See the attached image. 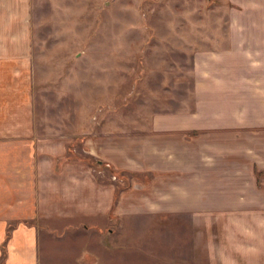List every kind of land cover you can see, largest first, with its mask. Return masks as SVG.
Returning <instances> with one entry per match:
<instances>
[{"label": "crops", "instance_id": "obj_1", "mask_svg": "<svg viewBox=\"0 0 264 264\" xmlns=\"http://www.w3.org/2000/svg\"><path fill=\"white\" fill-rule=\"evenodd\" d=\"M218 1L193 50L191 107L140 133L86 137L102 169L132 175L118 189L66 158L69 138L30 123L33 0H0V264H39L41 220L114 207L187 217L194 264H264V0Z\"/></svg>", "mask_w": 264, "mask_h": 264}, {"label": "rangeland", "instance_id": "obj_2", "mask_svg": "<svg viewBox=\"0 0 264 264\" xmlns=\"http://www.w3.org/2000/svg\"><path fill=\"white\" fill-rule=\"evenodd\" d=\"M218 2L33 0L30 123L46 138H69L66 158L92 166L98 187L128 189L132 175L102 169L95 143L90 162L86 137L133 135L154 114L191 107L193 50L222 17ZM37 225L39 264H194L180 215L114 207Z\"/></svg>", "mask_w": 264, "mask_h": 264}]
</instances>
